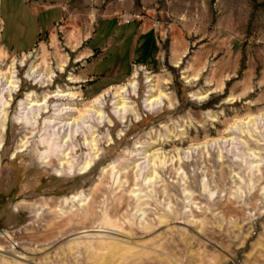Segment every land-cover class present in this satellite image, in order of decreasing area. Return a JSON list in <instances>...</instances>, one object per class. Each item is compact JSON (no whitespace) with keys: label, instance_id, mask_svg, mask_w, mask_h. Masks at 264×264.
I'll return each instance as SVG.
<instances>
[{"label":"rangeland","instance_id":"374dc122","mask_svg":"<svg viewBox=\"0 0 264 264\" xmlns=\"http://www.w3.org/2000/svg\"><path fill=\"white\" fill-rule=\"evenodd\" d=\"M114 1L27 7L40 20L26 30L20 21L6 25L0 7V67L16 61L21 79L0 129V264H264V0H136L142 12L122 19H143L144 7L154 8V58L122 63L119 82L94 89L81 76L87 59L78 61L79 51ZM20 35L29 48H19ZM32 64L52 68L54 81L29 80ZM137 69L138 95L130 89L127 96L139 118L122 123L110 93L111 124L61 128L58 118L52 128L45 120L53 111L16 123L19 101L33 89L43 96L71 88L84 108ZM149 74L171 93L173 108L146 111ZM57 101L73 103L52 99L51 106ZM180 141L189 151L185 164L175 158L162 172L164 157H146L162 147L175 151ZM63 151L72 167L59 175Z\"/></svg>","mask_w":264,"mask_h":264},{"label":"bare ground","instance_id":"6f19581e","mask_svg":"<svg viewBox=\"0 0 264 264\" xmlns=\"http://www.w3.org/2000/svg\"><path fill=\"white\" fill-rule=\"evenodd\" d=\"M27 57L28 55L23 56V59L21 61L23 65L25 64ZM82 59L83 58L81 56V58H79L78 61H82ZM65 66L66 63L62 64L59 67V70L63 73L65 70ZM137 71L138 72L134 73L132 77L125 84L119 86L118 90L115 91L114 88H109L108 90H105L103 93L99 94L93 100H91L90 104L86 105L84 108L79 107V104L76 102L77 100H82V98L79 96V94L76 93V91H73L71 88L63 89L59 87L54 91L45 92L43 96L39 95V93L33 89L27 92L25 97L19 101L20 112L19 114L15 115L16 123L25 124L29 119H34L35 121H38V119H40L43 114L50 113L51 111H53V113L50 114V116H48L45 120L47 126L48 127L52 126V128L55 127L57 123H59V122H55V120L58 118L62 119L60 121L61 123L64 122L63 123L64 126L60 125L61 128H64L66 126H72L74 128V126H81L83 123L86 122H90L91 125L89 126H91V128L93 129H95L94 123L96 122L97 123L110 122L111 124L112 119L107 114L104 105L106 97L109 96L110 93L113 94V98H114L113 114L116 117H118L122 121V123H126L129 116H135L136 118H139L140 116L139 110L136 104H134V102L127 96L130 89L133 90V92L138 95V89L140 85H139V76H138L139 70ZM17 72L18 70L16 66V61H14L12 65H10L8 68L4 69L0 67V129L3 132L7 128V117H8L9 109L14 100V94L20 90L21 79L19 78ZM55 76L56 74L54 73L52 68L45 69V67L42 64H36V65L32 64L27 71V78L29 80H33L35 84L38 83L45 84L46 82H53ZM70 79L73 81V83H80L83 81L82 79L75 77H70ZM147 82L149 83V91L145 98L144 106L146 111L155 112V110L164 108L166 106V103H168L169 107L171 108L175 106L176 102H174L171 93L158 88L153 75L149 74L147 76ZM205 97L206 95H202V96L199 95L198 99H202ZM52 99H56V100L70 99L73 101V103L66 105L64 103H60L57 101L55 104L51 106ZM74 131L76 134L78 133L79 129L76 128L75 130H72V133ZM60 132L61 131L59 130L58 134ZM64 133L66 134L67 132ZM68 136L69 137H67V139H65V136H63L60 147L66 144L70 139H73L74 137L72 134ZM175 141L176 140H174V142ZM224 141H226V139H224ZM26 144L27 141L22 142V145L20 146L22 149L20 150V152L26 150V146H25ZM183 144L184 142L180 141L179 142L180 147H178L175 151L172 152H166V150H163V147L158 148L152 153L146 155V157H151V161L154 162L156 161V158L162 159V157H164L161 160L163 166L160 170L163 172L164 171L163 167L167 166V168L169 169L171 167V166L169 167V161L173 162L175 158H176V163L182 162V164H185L183 160L184 159L183 154H188L189 151H187V148L185 149L184 147H182ZM2 147H3V140H0V149ZM192 148L195 149V147ZM169 154L170 156L168 157ZM62 155L66 159L70 158L69 153L65 151L62 152ZM90 161L87 162V167H89ZM0 165H1V160H0ZM60 165H61V169L56 170L59 175H62L63 170L65 169L66 166L72 167V163L71 161H69V159L60 163ZM154 172L155 174H158L156 170H154Z\"/></svg>","mask_w":264,"mask_h":264},{"label":"crops","instance_id":"0c3cea01","mask_svg":"<svg viewBox=\"0 0 264 264\" xmlns=\"http://www.w3.org/2000/svg\"><path fill=\"white\" fill-rule=\"evenodd\" d=\"M48 1L0 0V7L6 8L7 14L4 19L6 25L14 27L20 21L23 22V29L26 30L33 28V25L37 26L36 23L40 20L39 13L34 14L30 11L29 13L27 7H64L62 0ZM135 1L115 0L111 2L107 7L112 9V14L97 22L94 36L85 39V46L79 51V55L82 53V58L87 59L83 69L84 73L81 76L91 79L94 82V89H103L119 82L126 75V71L120 68L122 63L131 61L135 57L149 63L154 58L158 44L150 17L154 8L144 7L148 13L143 19L131 21L122 19L121 13L123 12H142L138 10L141 6L135 5ZM15 42L20 44L21 50H25L29 48L31 41L26 35H20ZM84 53L87 54L84 56ZM82 80L85 81V79Z\"/></svg>","mask_w":264,"mask_h":264},{"label":"built area","instance_id":"2783aa9c","mask_svg":"<svg viewBox=\"0 0 264 264\" xmlns=\"http://www.w3.org/2000/svg\"><path fill=\"white\" fill-rule=\"evenodd\" d=\"M135 67H137V66L135 65ZM139 68H140L141 70H143L144 67L140 66ZM137 70H138V69H137Z\"/></svg>","mask_w":264,"mask_h":264}]
</instances>
